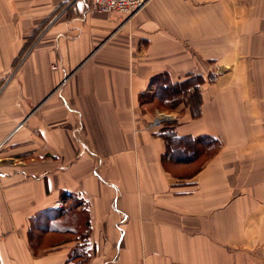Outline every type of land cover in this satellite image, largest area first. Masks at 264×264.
Listing matches in <instances>:
<instances>
[{"label": "crops", "instance_id": "1", "mask_svg": "<svg viewBox=\"0 0 264 264\" xmlns=\"http://www.w3.org/2000/svg\"><path fill=\"white\" fill-rule=\"evenodd\" d=\"M89 4L0 0V264H260L264 0Z\"/></svg>", "mask_w": 264, "mask_h": 264}, {"label": "built area", "instance_id": "2", "mask_svg": "<svg viewBox=\"0 0 264 264\" xmlns=\"http://www.w3.org/2000/svg\"><path fill=\"white\" fill-rule=\"evenodd\" d=\"M149 0H90V8L97 12H122L129 17L134 16L140 10H142ZM56 67V66H54ZM172 113L167 111H158L154 120L149 123L150 127L160 126L165 121L173 120ZM63 202L58 201L57 205L62 206Z\"/></svg>", "mask_w": 264, "mask_h": 264}, {"label": "rangeland", "instance_id": "3", "mask_svg": "<svg viewBox=\"0 0 264 264\" xmlns=\"http://www.w3.org/2000/svg\"><path fill=\"white\" fill-rule=\"evenodd\" d=\"M178 98H180V99H182V97L180 96V97H178ZM165 104L167 103V104H170L171 102H164ZM165 111H167V112H169V113H172V112H170L169 110H165ZM154 120V119H153ZM153 120H151V121H153ZM218 144H219V141L217 142V141H215V139H205V145H210L211 146V148H206V147H203L202 149H199V150H202V159L201 160H204L209 154H211L213 151H215L216 149H217V146H218ZM199 153V151L197 152V154ZM63 201V200H62ZM63 204V203H62ZM68 206H75L76 204H77V200L74 198L73 200H71V201H69L68 203ZM62 206H64V204L62 205ZM66 206V205H65ZM263 249H264V246H263ZM247 250H249V249H247ZM257 253V255H259L260 256V264H264V251L262 252V254H259L258 252H256Z\"/></svg>", "mask_w": 264, "mask_h": 264}, {"label": "trees", "instance_id": "4", "mask_svg": "<svg viewBox=\"0 0 264 264\" xmlns=\"http://www.w3.org/2000/svg\"><path fill=\"white\" fill-rule=\"evenodd\" d=\"M183 86H184V85H183ZM184 87H185V86H184ZM179 88H182V87H180V85H178V89H179ZM172 101H174V100H171V102H172Z\"/></svg>", "mask_w": 264, "mask_h": 264}]
</instances>
